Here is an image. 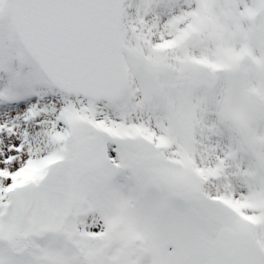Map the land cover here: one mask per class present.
Returning <instances> with one entry per match:
<instances>
[{
  "label": "snow or ice",
  "instance_id": "6c2138e0",
  "mask_svg": "<svg viewBox=\"0 0 264 264\" xmlns=\"http://www.w3.org/2000/svg\"><path fill=\"white\" fill-rule=\"evenodd\" d=\"M0 264H264V0H0Z\"/></svg>",
  "mask_w": 264,
  "mask_h": 264
}]
</instances>
